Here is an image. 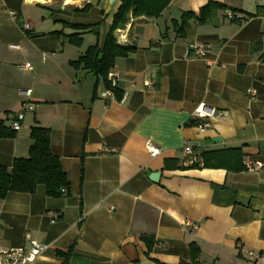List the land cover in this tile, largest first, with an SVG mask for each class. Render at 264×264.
<instances>
[{"label":"crops","instance_id":"1","mask_svg":"<svg viewBox=\"0 0 264 264\" xmlns=\"http://www.w3.org/2000/svg\"><path fill=\"white\" fill-rule=\"evenodd\" d=\"M209 2L224 9L176 37L171 22ZM120 4L0 0V121L10 127L31 105L16 136L0 139V166L26 158L30 130L40 126L69 183L62 198L38 186L0 200V247L45 245L34 264H192L194 244L196 264H264V169L189 170L181 159L186 146L240 148L244 161L264 164V61L250 53L264 41V0H172L156 20H129L115 33L137 47L111 71L119 101L70 63L101 47ZM96 24L98 35H82L80 47L67 42L77 33L71 25ZM192 44L208 47L204 59L186 54ZM26 63L31 71L21 70ZM200 105L216 111L202 133ZM147 142L159 155L148 154ZM166 160L178 168H165ZM155 172L157 183L149 179ZM143 237L153 238L150 250Z\"/></svg>","mask_w":264,"mask_h":264},{"label":"trees","instance_id":"2","mask_svg":"<svg viewBox=\"0 0 264 264\" xmlns=\"http://www.w3.org/2000/svg\"><path fill=\"white\" fill-rule=\"evenodd\" d=\"M172 0H120L121 4L113 16L112 24L104 35L101 47L97 45L89 47L84 55L77 61L71 62L70 66L75 70H83L91 74L105 84L109 91L118 94L117 90L111 87L108 75L115 66L117 59L126 58L137 51L135 45H121L118 43L115 33L117 30L125 29L131 19L156 20L170 6ZM224 6L218 3L209 2L199 12H186L180 15L179 20L171 22V29L176 37L183 38L190 26L191 21L197 24H205ZM85 10V9H84ZM234 16L232 15V19ZM71 29L77 33L67 36V42L75 47L82 45L81 36L84 34L98 35V25H71ZM167 32V29L165 33ZM162 33L163 40L166 35ZM252 55H258L260 61H264V41L261 39L250 47ZM97 85V84H96ZM123 93H119L117 99L120 101ZM198 124V122H197ZM196 124V125H197ZM16 136V132L6 127L0 121V139H10ZM32 145L29 148L26 158L14 159L11 169L0 166V200L6 198L8 193H35L38 186H43L46 196L50 198H62L69 195V183L58 157L50 149V130L40 126H34L30 130ZM243 157L240 148L225 149L220 151H205L200 153L201 164H194L190 169H215L228 172L245 171ZM173 164V165H172ZM176 161L166 160L165 168H178ZM148 250L154 244L152 237H143ZM191 262L196 264L199 256V248L194 244L190 245ZM67 255L66 257H68Z\"/></svg>","mask_w":264,"mask_h":264},{"label":"built area","instance_id":"3","mask_svg":"<svg viewBox=\"0 0 264 264\" xmlns=\"http://www.w3.org/2000/svg\"><path fill=\"white\" fill-rule=\"evenodd\" d=\"M12 19L16 20V15L11 14ZM227 19H232V14L227 13ZM27 30H29L28 24H23L22 31L25 33ZM209 49L207 46L201 45V44H192L188 47L186 54H193L195 58L204 59L208 53ZM22 71H31L32 66L30 63H26L24 66H21ZM108 80L111 83V87L115 88L117 86L116 80H114V74L109 73ZM21 94L23 96H30V93L28 91H22ZM124 98V94L122 99ZM31 109V105L29 103H24L22 105V110L17 113L13 121L11 123V130L14 132H18L21 128V123L24 120L25 113ZM215 109L205 107L203 105H200L197 107V109L194 112V117L198 121V124L196 125L199 132H205L211 125V121L215 117ZM146 150L148 154L151 157H155L159 155L160 150L155 147L151 142L146 143ZM181 159L182 164L184 166H191L194 164H201V158H200V152L195 149L191 148L189 146H186L181 151ZM243 165L245 168V171L250 173L258 172L262 169H264V164L262 163H253L249 161H243ZM29 248H3L0 247V264H34L35 261L42 256V254L45 252L47 247L45 245H42L41 243L37 241H30V244L28 245ZM251 257L257 258V255L254 253H249Z\"/></svg>","mask_w":264,"mask_h":264},{"label":"water","instance_id":"4","mask_svg":"<svg viewBox=\"0 0 264 264\" xmlns=\"http://www.w3.org/2000/svg\"><path fill=\"white\" fill-rule=\"evenodd\" d=\"M115 0H110V4H113ZM214 142H219L220 139H214ZM159 177H160V173L155 172L149 175V179L154 182L157 183L159 181Z\"/></svg>","mask_w":264,"mask_h":264},{"label":"bare ground","instance_id":"5","mask_svg":"<svg viewBox=\"0 0 264 264\" xmlns=\"http://www.w3.org/2000/svg\"><path fill=\"white\" fill-rule=\"evenodd\" d=\"M80 0H66V2L68 3V4H76V3H78Z\"/></svg>","mask_w":264,"mask_h":264}]
</instances>
